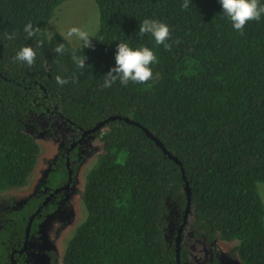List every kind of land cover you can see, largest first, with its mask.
Returning <instances> with one entry per match:
<instances>
[{
    "label": "trees",
    "instance_id": "trees-1",
    "mask_svg": "<svg viewBox=\"0 0 264 264\" xmlns=\"http://www.w3.org/2000/svg\"><path fill=\"white\" fill-rule=\"evenodd\" d=\"M63 1L0 0V193L24 186L37 163L39 144L25 132L31 114L58 115L77 136L110 115L127 117L139 126L115 118L91 133L101 152L86 172L81 198L87 213L67 241L62 264H176L167 229L169 205L182 213L186 205L181 168L193 234L234 242L231 252L241 264H264V205L257 190L264 182V15L241 35L219 0H189L187 9L185 0H94L99 25L94 48H84L59 33L46 35ZM145 19L169 27L170 50L139 34ZM29 22L40 29L32 38L24 31ZM119 43L148 47L157 56L146 84L117 80L104 87ZM58 44L63 54L55 52ZM25 46L37 54L31 67L15 59ZM73 53L87 57L84 69ZM57 76L69 82L61 86ZM64 158L58 153L52 160L44 188L64 183ZM42 199L33 195L4 212L1 264L22 243ZM54 208L43 207L31 231ZM180 261H187L182 245ZM19 264H26L22 257Z\"/></svg>",
    "mask_w": 264,
    "mask_h": 264
},
{
    "label": "rangeland",
    "instance_id": "rangeland-1",
    "mask_svg": "<svg viewBox=\"0 0 264 264\" xmlns=\"http://www.w3.org/2000/svg\"><path fill=\"white\" fill-rule=\"evenodd\" d=\"M98 25L99 11L94 0H64L55 8L47 22L46 35L49 37L59 33L66 38L69 28L78 27L89 31L93 37ZM66 39L72 46L82 43L75 37ZM25 132L32 135L39 144L37 163L24 186L0 193V211L6 210L11 204L18 207L32 195L46 193L48 189L43 187V183L52 160L58 153L63 154L75 137V132L67 121L54 114H31L25 123ZM100 152L101 143L99 137L95 135H89L76 146L70 163L73 176L69 189L60 194V200L54 202V210L38 225L36 239L32 238L34 233L30 237L31 264H62L61 259L67 241L86 216L87 211L81 192L86 172ZM257 190L264 205V182L257 184ZM181 217L182 211L171 203L167 229V240L170 243H174ZM233 244L234 242H226L218 237L212 242H207L195 236L189 217L181 239L182 247L187 250V261L182 264H206L212 258H216L218 264H241L237 256L231 252Z\"/></svg>",
    "mask_w": 264,
    "mask_h": 264
},
{
    "label": "clouds",
    "instance_id": "clouds-1",
    "mask_svg": "<svg viewBox=\"0 0 264 264\" xmlns=\"http://www.w3.org/2000/svg\"><path fill=\"white\" fill-rule=\"evenodd\" d=\"M222 5L223 13L230 18L233 28L243 35V30L249 21H259L264 15V5H261L259 0H219ZM183 8L189 7V0H185L182 5ZM24 31L28 38L34 37L39 31V27L34 28L29 22ZM139 34H151L154 37L156 45H163L166 50H170L171 45L167 43L170 39L169 27L162 22L156 20L145 19L139 25ZM75 37L78 41L83 43L84 48H94L92 44V35L89 31L78 27H71L66 33V38L71 39ZM7 39H12L13 35L8 34ZM64 44H58L55 52L63 54L65 52ZM36 51L30 47H23L17 54L15 59L27 64L29 67L33 66L36 61ZM73 61L77 67L84 69L86 67V56L72 55ZM158 63L157 56L148 47H141L138 49L131 48L127 43H119L115 54V67L111 68L105 75L104 87H111L117 80L124 86H127L131 81L136 84H146L153 77L151 65ZM59 85L63 86L69 81L67 79L56 77Z\"/></svg>",
    "mask_w": 264,
    "mask_h": 264
},
{
    "label": "water",
    "instance_id": "water-1",
    "mask_svg": "<svg viewBox=\"0 0 264 264\" xmlns=\"http://www.w3.org/2000/svg\"><path fill=\"white\" fill-rule=\"evenodd\" d=\"M115 118H118V119H123L129 123H134L135 125H138V123L132 121L131 119L127 118V117H120L118 115H110L108 116L106 119L102 120V121H99L97 122L94 126L88 128V129H83L82 130V133H81V136L80 138L78 139V141H80L84 136L88 135V134H91L93 133L94 131H96L99 127H101L104 123H106L107 121L109 120H112V119H115ZM142 130L146 133V135L148 137H150L154 142L155 144L160 147V149L163 151L164 154H166L170 159H172L175 163H177L178 165H181V162L175 157L173 156L165 147L164 145L162 144L161 141H159L155 136H153L146 128L144 127H141ZM77 141H74L72 142L70 145H69V149L66 151V155L69 153V150L75 146ZM65 165L68 169V180L67 182L65 183V185H62L60 187H57L55 188L54 190H52L49 194L46 195V197L43 199L42 203L35 209V211L31 214L29 220H28V223H27V226H26V229H25V243H24V247H25V244H26V241H27V238H28V232H29V229H30V224L32 222V219L33 217L41 210L42 206L47 204V202L50 200V198L56 193L58 192L59 190L61 189H66L68 187V184H69V181L71 179V171H70V168H69V157L68 155L66 156V160H65ZM181 172H182V178H183V181H184V191L186 193V205L184 207V210H183V213H182V219L180 221V224L177 228V231H176V234H175V238H174V246H175V260H176V264H181V261H180V246H181V239H182V233H183V230L185 228V225L187 224L188 222V219H189V213H190V189H189V185H188V182L186 181V178H185V175L183 173V169L181 168Z\"/></svg>",
    "mask_w": 264,
    "mask_h": 264
},
{
    "label": "flooded vegetation",
    "instance_id": "flooded-vegetation-1",
    "mask_svg": "<svg viewBox=\"0 0 264 264\" xmlns=\"http://www.w3.org/2000/svg\"><path fill=\"white\" fill-rule=\"evenodd\" d=\"M81 133H82V131L80 132V134L77 136V134L75 133V137H74V139L72 140V142H74V141H77L76 142V144H75V146L74 147H72L70 150H69V153L67 154L68 155V157H69V168H70V171H71V179H72V176H73V169L71 168V165H70V163H71V159H70V153H71V151L75 148L76 149V146L82 141V140H84L86 137H88L89 135H92V134H88V135H86V136H84L80 141H78V139L80 138V136H81ZM94 136V135H93ZM72 142H70L69 143V145L72 143ZM69 145L66 147V149L64 150V153H63V155H64V159L66 160V151L69 149ZM65 160H64V162H65ZM65 167H66V165H65ZM66 171H67V178H66V180L64 181V183L62 184V185H65V183L67 182V180H68V169H67V167H66ZM71 179H70V181H69V184H68V187L66 188V189H61V190H59L58 192H56L51 198H50V200L47 202V204H45V205H43L42 206V208H41V210L43 209V207H45V206H47L49 203H53L54 204V202L55 201H59L60 200V194L63 192V191H67L68 189H69V187H70V184H71ZM62 185H60V186H62ZM60 186H58V187H60ZM55 188H57V187H55ZM55 188H53V189H48V188H46V189H48V191L46 192V193H44V194H38L39 196L40 195H42V197H43V199L46 197V195L47 194H49L52 190H54ZM3 193V192H2ZM33 196V195H32ZM43 199L41 200V202L39 203V205L42 203V201H43ZM10 200V199H9ZM8 200V201H9ZM22 205V204H21ZM38 205V206H39ZM37 206V207H38ZM19 207V206H18ZM18 207H13L12 206V204L6 209V210H4V211H0V228L2 227V221H3V216H4V212H6L7 210H9V209H16V208H18ZM36 207V208H37ZM54 207H55V204H54ZM40 210V211H41ZM35 211V210H34ZM33 211V212H34ZM40 211L38 212V213H40ZM37 213V214H38ZM51 213V212H50ZM37 214L34 216V217H36L37 216ZM48 214V213H47ZM47 214H45L44 215V217L47 215ZM31 216V215H30ZM30 216H29V218H30ZM34 217H33V219H34ZM44 217H43V219H44ZM29 218H28V220H29ZM33 219H32V222H33ZM181 219H182V217H181ZM43 221V220H42ZM41 221V222H42ZM32 222H31V224H30V229H29V232H28V238H27V241H26V244H25V247H24V243H25V229H26V226H27V223H28V221H27V223H26V226H25V229H24V235H23V240H22V243L19 245V247H12L9 251H8V253H7V260L6 261H4L2 264H19V259H20V257H22V260L26 263V264H31V260H30V253H29V241H30V237H31V235L34 233V235H33V239H36V235H38V232L36 233V230H37V228H38V225L40 224H38L37 225V228L34 230V231H31V225H32ZM186 226V225H185ZM177 231V230H176ZM1 264V263H0Z\"/></svg>",
    "mask_w": 264,
    "mask_h": 264
}]
</instances>
